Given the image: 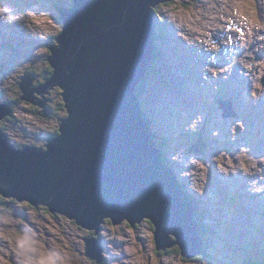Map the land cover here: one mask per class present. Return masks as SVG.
I'll use <instances>...</instances> for the list:
<instances>
[{
    "label": "rangeland",
    "instance_id": "1",
    "mask_svg": "<svg viewBox=\"0 0 264 264\" xmlns=\"http://www.w3.org/2000/svg\"><path fill=\"white\" fill-rule=\"evenodd\" d=\"M3 2L18 12L33 4L42 10L28 21V31L35 39L19 25L0 24V105H10L12 113L3 120L13 118L7 125L11 134H6L14 144L26 135L28 140L22 144L30 141L32 146L45 147L67 117L62 90H51L48 101L41 99L47 103V111L54 112L52 118H44L41 108L23 100L20 86L31 77L34 90L51 77L49 47L57 45L64 29L60 10L68 9L74 0ZM156 9L161 57L154 59L139 98L158 147L203 215L205 230L200 233L208 251L186 258L174 247L165 254L157 250L152 223L144 221L133 227L127 221L114 225L107 220L97 236L104 249V260L98 263L86 256L85 239L96 237L95 230L0 194V211L5 215V224L0 221V264H17L16 241L25 230L40 238V256L59 252L66 257L65 264H246L254 254L259 257L256 248H264V194L252 195L249 179L256 177L245 176L256 171L253 164L264 168L257 159L264 157V100L256 103L250 95L255 92L264 97V0H174ZM206 67L213 71L205 73ZM190 92L195 100L187 103L182 93ZM218 96L234 99L238 117H224L216 102ZM192 103L195 108L188 106ZM201 115L204 121L197 123L198 130L186 131ZM237 121L242 124L232 132ZM214 132L220 135L216 137ZM232 136H236L235 142ZM198 140L208 142V150L201 154L190 148ZM20 213L28 220L13 217ZM123 253L127 256L121 257Z\"/></svg>",
    "mask_w": 264,
    "mask_h": 264
},
{
    "label": "water",
    "instance_id": "2",
    "mask_svg": "<svg viewBox=\"0 0 264 264\" xmlns=\"http://www.w3.org/2000/svg\"><path fill=\"white\" fill-rule=\"evenodd\" d=\"M172 1L74 0L60 10L64 29L49 47L51 77L34 90L27 77L20 87L44 118L46 103L36 95L60 88L67 117L45 147L18 149L0 129V194L95 230L86 256L98 263L104 257L97 235L107 220L151 222L158 251L204 253L194 201L156 146L137 94L154 56L155 8ZM219 103L224 117L236 116L231 101ZM11 113L0 105V121ZM206 148L200 142L191 149Z\"/></svg>",
    "mask_w": 264,
    "mask_h": 264
},
{
    "label": "clouds",
    "instance_id": "3",
    "mask_svg": "<svg viewBox=\"0 0 264 264\" xmlns=\"http://www.w3.org/2000/svg\"><path fill=\"white\" fill-rule=\"evenodd\" d=\"M74 3L69 6V9L73 8ZM39 4H33L31 7L27 8L24 12H18L11 5H6L3 0H0V24L6 25H19L22 30H25L29 33L28 29L31 27L28 21L40 13ZM50 23L55 24V21H50ZM64 28V25H62ZM31 34V33H29ZM35 39L36 36L31 34ZM215 47V45H212ZM213 71V69L206 67L204 72L207 73ZM204 79L207 80V75L204 76ZM218 87V86H217ZM251 98L254 102L259 103L261 100H264V97L258 96L257 93L251 92ZM204 121V116L201 115L197 117V121H194L186 131L196 132L198 130L197 123L201 124ZM242 124L241 121H237L236 124L232 127L231 131H236V125ZM246 131V129H245ZM214 136H219V132H214ZM233 142L236 140V136H232ZM10 140V139H9ZM244 152H247L248 149L244 148ZM258 163H264V157L257 158ZM256 169L255 172L246 173L245 178L248 175L255 176V179H249V191L252 195L264 194V168H258L257 164L252 165ZM229 177V176H225ZM96 236V235H95ZM100 241V239H99ZM17 264H65L66 257L61 255L59 252L48 251L46 255L40 256L39 253V244L41 243L40 238L34 231L25 230L17 238ZM101 243V242H100Z\"/></svg>",
    "mask_w": 264,
    "mask_h": 264
},
{
    "label": "flooded vegetation",
    "instance_id": "4",
    "mask_svg": "<svg viewBox=\"0 0 264 264\" xmlns=\"http://www.w3.org/2000/svg\"><path fill=\"white\" fill-rule=\"evenodd\" d=\"M49 72V71H48ZM35 82V81H34ZM39 85H41V84H37L36 85V88H38V86ZM35 88V89H36ZM39 96V95H38ZM40 97V96H39ZM42 98H44L45 100H47L48 101V99H47V95L45 96V97H41V98H39V99H42ZM28 104L29 103H31L32 101H26ZM32 104V107H35V105L33 104V103H31ZM40 108V107H39ZM47 103L45 104V110L47 111ZM43 110V109H42ZM48 113H47V117L48 118H52V114L51 113H53V115H54V112H49V111H47ZM41 116H42V114H40ZM40 116V117H41ZM43 117V116H42ZM10 120H13V118H12V116H10L9 118H7L6 120H5V123H4V120H3V123H1V124H3V132L6 134V133H10L11 134V131L8 129V124L10 123ZM2 121V120H1ZM60 127V126H59ZM59 127L58 128H56V131L54 132V136L55 135H57L58 134V131H59ZM7 135V134H6ZM8 136V135H7ZM9 137V136H8ZM9 139H10V142L12 143V144H14L13 142H12V139L9 137ZM28 140V138H27V136L26 135H24V137H23V140L21 141V140H19L18 139V141L20 142L19 144H17V143H15L14 145H15V147L16 148H18V149H24V148H26V147H28V146H32V144L30 143V141L27 143V144H22V143H26L27 142V140ZM46 145V144H45ZM0 199H1V196H0ZM28 205V204H27ZM28 207H30V208H34V207H31V206H29L28 205ZM2 209H3V211H7V209L6 208H4V207H1ZM41 208V207H40ZM37 209H39V208H37ZM42 209H44L46 212H47V214L48 215H50L51 217L53 216L50 212H49V210L47 209V208H45V207H42ZM14 216L13 217H21V218H23V219H25V220H28V216L25 214V213H20V214H18V215H15V214H13ZM4 212H2V211H0V221L2 222V224L4 223L5 224V221H4ZM53 217H55V218H64V217H62V215H59V214H57V215H54ZM12 218V217H11ZM64 219H66V218H64ZM87 239V238H86ZM85 239V240H86Z\"/></svg>",
    "mask_w": 264,
    "mask_h": 264
},
{
    "label": "trees",
    "instance_id": "5",
    "mask_svg": "<svg viewBox=\"0 0 264 264\" xmlns=\"http://www.w3.org/2000/svg\"><path fill=\"white\" fill-rule=\"evenodd\" d=\"M173 2V1H172ZM156 12H157V9L155 10ZM157 43V42H156ZM158 44H159V33H158V43L156 44V46H157V49H156V52H155V59L156 60H160V57H161V52H160V45L158 46ZM52 70V69H51ZM52 72H53V70H52ZM147 80H148V77L146 78V80L145 81H143L140 85H139V87H138V96L140 97V90L142 89V86H143V84L144 83H146L147 82ZM143 116H144V119H145V121H146V123H148L149 125H150V119L147 117V115L144 113V111H143ZM151 126V125H150ZM1 130H3L2 128H0ZM154 137H155V139L154 140H156L157 141V137H156V134L154 135ZM156 146L158 147V144H156ZM158 148H160V147H158ZM161 149V148H160ZM166 158V157H165ZM167 160V159H166ZM192 199H194L193 198V196H192ZM197 205V204H196ZM201 217H202V214H200L199 215V217H198V221H199V223H200V230L201 231H203L204 232V224H203V221L201 220ZM108 221H111V220H108ZM149 222V221H148ZM111 223H112V221H111ZM151 223V222H150ZM177 247V246H176ZM179 248V247H178ZM173 249V248H172ZM208 246H207V244L205 243V247H204V253H206L207 251H208ZM171 250V249H170ZM179 250H180V248H179ZM164 252V251H163ZM171 251H165L164 253L165 254H167V253H170ZM180 252H181V250H180ZM256 252L258 253V256L259 257H256V255L254 254V258H253V260L251 259V260H248L247 262H246V264H264V250L263 251H261V250H258L257 248H256Z\"/></svg>",
    "mask_w": 264,
    "mask_h": 264
},
{
    "label": "bare ground",
    "instance_id": "6",
    "mask_svg": "<svg viewBox=\"0 0 264 264\" xmlns=\"http://www.w3.org/2000/svg\"><path fill=\"white\" fill-rule=\"evenodd\" d=\"M13 26V25H12ZM5 28V27H4ZM4 30V29H3ZM7 33V32H6ZM23 33V32H22ZM30 33V32H29ZM31 37V36H30ZM156 37H157V30H156V36H155V39H154V41H155V51H154V56H153V59H152V63H153V61H154V59H155V52H156V49H157V46H156ZM152 63H151V65H152ZM151 67V66H150ZM150 70V69H149ZM149 73V72H148ZM192 74H193V72H191ZM207 85H208V79H207ZM139 87V86H138ZM184 96H186V98H188L187 99V103H191L192 101V99H193V101L195 100L194 98H193V94H192V92H190L189 94H186V93H182ZM191 99V100H190ZM190 101V102H189ZM188 106L190 107V108H195L196 107V104L195 103H192L191 105H189L188 104ZM46 111V110H45ZM215 121V120H214ZM213 121V119H211V125H214V122ZM154 135H155V133L154 132H152V138L153 139H155V137H154ZM50 138H52V137H50ZM166 162H167V164L175 171V169L172 167V165H170V163L166 160ZM175 173H176V175H177V178H178V181L181 183V185H182V189L186 192V190H185V188H184V185H183V183H182V180L179 178V175L180 174H178L176 171H175ZM186 194L192 199V195L191 194H189V193H187L186 192ZM193 201H194V199H193ZM194 204H195V207H196V209H197V205H196V203H195V201H194ZM98 236V235H97ZM14 253V252H13ZM126 257L127 255H126V253H123V254H121V257ZM129 257V256H128ZM123 264H126V262H123Z\"/></svg>",
    "mask_w": 264,
    "mask_h": 264
}]
</instances>
